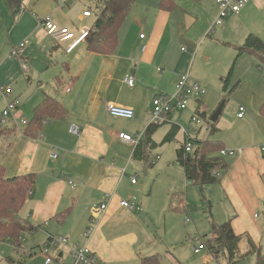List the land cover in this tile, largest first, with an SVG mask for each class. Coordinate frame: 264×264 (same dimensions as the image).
I'll list each match as a JSON object with an SVG mask.
<instances>
[{
    "label": "crops",
    "instance_id": "1",
    "mask_svg": "<svg viewBox=\"0 0 264 264\" xmlns=\"http://www.w3.org/2000/svg\"><path fill=\"white\" fill-rule=\"evenodd\" d=\"M159 1L136 0L118 31L115 51L101 55L88 51L84 42L66 52L70 42L55 41L41 22L50 17L78 36L93 29L104 0H19L15 11L7 0H0V89L12 91L5 97L0 90V96L6 102L20 98L18 109L30 115L46 96L67 111L63 119L46 121L37 138L23 134L25 127L19 119L16 125H8L15 134L0 136V166L6 177L35 175L33 189L18 214L35 230L23 235L20 248L11 241L0 243V264H44L43 248L57 237L66 242L51 248L54 264H72L73 251L84 246L98 264H141L142 257L156 254L155 241L139 216L143 208L148 209L146 198L137 199L143 188L138 185L137 171L144 163L134 158L136 146L122 142L119 134L144 141L153 97L174 91L184 74L203 88L222 86V91L225 77L237 73L241 63L248 64L245 73L251 80L264 78L254 56H237L234 49L250 34L264 41V0H248L238 14L227 16L220 25H214L219 11L215 0H173L169 11L161 10ZM87 11L89 16L84 15ZM14 49L18 50L16 58L11 57ZM20 61L28 65V71L21 70ZM128 73L135 79L132 87L124 82ZM254 95L248 117L245 109L237 117L238 106L235 123L241 127L233 130L232 137H219L217 124L215 132L208 125L203 131L201 123L193 122L192 113L187 123L193 127L186 128L199 131L193 138L220 142L234 152L223 156L229 168L215 188L229 208L224 219L230 221L233 233L249 237L260 248L264 241V117L258 111L264 103V90ZM108 104L132 110L133 118L110 115ZM187 110L169 115L164 122L168 130L161 140L155 139L160 125L156 128L152 146L145 150L147 165L156 164L161 159L157 151L180 134L174 148L179 164L184 141L180 119ZM193 110L202 122L206 113L199 112L203 110L201 100L194 102ZM174 128L173 140L164 142ZM179 166L185 178L184 168ZM186 191L188 194L189 189ZM122 200L134 208L121 207ZM102 204L106 209L86 236L91 211ZM67 209L70 211L63 216ZM242 244L239 255L246 249Z\"/></svg>",
    "mask_w": 264,
    "mask_h": 264
},
{
    "label": "rangeland",
    "instance_id": "2",
    "mask_svg": "<svg viewBox=\"0 0 264 264\" xmlns=\"http://www.w3.org/2000/svg\"><path fill=\"white\" fill-rule=\"evenodd\" d=\"M92 13L94 15L96 12ZM94 20L95 15L92 16L90 21L93 22ZM238 65L237 67L240 70L237 73L236 71L233 72L228 85L230 88L233 84L239 82V86L230 95L222 91V86L210 89L207 87L203 88L199 83L192 80L204 90V94L189 96L186 107L188 110L184 111L185 115L180 119L181 125L190 134V138H193L194 134L186 127L191 128L193 125H188L187 117L192 113V117L199 118L197 113L193 112L195 111L193 108L196 100L202 101L204 111H199L200 114L201 112L206 113V117L201 122L203 131L206 125L213 130L217 124L216 127L220 133L219 137L223 135L228 136V138L232 137L233 130L241 127L239 122L235 123L238 106L245 109L246 117H248L247 108L252 105L254 94L264 90V78H253L251 80V77L245 73L248 64L241 63ZM259 65L263 68L262 72H264V64L259 62ZM251 70L253 71L252 68ZM218 82L220 83L219 80ZM165 93L172 95L175 93V89ZM3 97L0 96V114L5 109H3L4 105L6 107V100ZM16 100L18 101V106L21 107L22 100L20 98ZM220 105H222V109L218 119L215 122H211L210 118ZM16 117L30 120L32 115L26 114L19 108ZM167 130V123L160 125L155 133V139L161 140ZM180 132H182L181 129ZM200 136L202 137L203 135ZM178 139H180V134L175 141ZM175 141L165 144L161 151H157L161 159L156 164L145 169L142 166V169L137 171L138 185L143 187L142 190H138L137 199L139 201L140 198H146L148 203V209L145 211L143 208L139 216L142 221H145L146 227L155 241L153 252L159 256V264H255L257 254L231 263L222 255L216 259L210 256L207 258V249L200 254L193 253L192 246H197L200 239L206 241L207 237L210 236V224L212 221L216 224H222L228 220V218H224L229 208L221 202V191L215 188L218 185L217 182L204 187L187 184L183 171L174 156V148H177L178 145H176ZM160 163L163 164L159 165ZM172 167H174V170L170 169ZM186 188L189 189L188 194ZM205 235L207 236L205 237ZM244 243L242 244L243 249H245L246 245ZM54 252L53 250L50 255L54 256ZM260 253L261 257L264 258V241L260 246Z\"/></svg>",
    "mask_w": 264,
    "mask_h": 264
},
{
    "label": "trees",
    "instance_id": "3",
    "mask_svg": "<svg viewBox=\"0 0 264 264\" xmlns=\"http://www.w3.org/2000/svg\"><path fill=\"white\" fill-rule=\"evenodd\" d=\"M10 7L15 11L19 5V0H7ZM136 0H104L93 25L89 30L84 43L87 50L101 55L112 54L118 45V31L126 18L128 12L135 5ZM173 7V0H160L159 8L169 11ZM237 56L248 53L254 56L260 63L264 64V41L255 35H248L242 45L234 46ZM231 72L224 79L223 91L228 95L232 94L239 83L233 84L230 88L228 83ZM67 114L65 107L56 99L50 96L44 99L34 108L32 118L23 130V134L30 138H37L42 130L43 124L48 120H60ZM258 114L264 117V103L259 108ZM159 125H150L144 132V141L138 143L134 150V158L142 161L144 167L147 165L145 150L151 143V136ZM13 128L0 126V136L15 134ZM215 132V129H213ZM176 134L172 129L164 138V142L173 140ZM193 146L186 160L182 158L181 149L178 154V162L184 168L185 179L190 184L203 187L208 184L218 183L221 177L228 170L229 165L219 152L224 149L220 142L209 140H190ZM140 142V140H139ZM151 145V144H150ZM152 146V145H151ZM218 173L219 176H216ZM35 183L34 174L18 175L11 178L6 177L4 168L0 166V243L11 241L17 249L21 247L22 237L30 233L35 228L28 221L21 219L18 214L26 202ZM70 211L62 214L63 216ZM209 235L211 239L204 241L208 253L213 258L225 256L231 263L238 262L244 257L257 254L255 264H264L261 257L260 248L256 247L253 241L247 236H236L233 233L230 221L210 224ZM207 235H205L206 237ZM245 242L246 249L239 255V244ZM141 264H159L158 254L141 258Z\"/></svg>",
    "mask_w": 264,
    "mask_h": 264
},
{
    "label": "built area",
    "instance_id": "4",
    "mask_svg": "<svg viewBox=\"0 0 264 264\" xmlns=\"http://www.w3.org/2000/svg\"><path fill=\"white\" fill-rule=\"evenodd\" d=\"M248 0H215L216 5L218 6V16L214 21V25H220L222 21L231 14H238L240 10L247 4ZM91 12L87 11L84 13L85 16H89ZM41 25L46 31V34L53 38L57 42H70L66 48V52H70L74 47L78 44L85 41V38L88 34V30H84L81 34L76 36L72 31H70L66 27H61L56 25L50 17H46L41 22ZM140 38H143V35H140ZM25 42L20 43L19 47H23ZM145 47H142L144 50ZM18 54V50L14 49L11 53V57L16 58ZM20 66L22 71H28V65L20 61ZM134 76L133 73H128L124 77V82L129 86L132 87L134 85ZM2 94L7 97L11 93V89L8 87H1ZM200 96L204 94V90L200 88V86L193 82L188 74L182 75L176 86H175V93L172 95L168 94H159L153 97L151 103V110L149 112V121L148 126L154 125H161L164 122L168 121L169 115L177 110H184L187 107V99L190 95ZM18 110V101L10 100L6 102L5 109L0 114V126L7 127L8 125H16L17 120H20V123L23 127L29 124V120L24 118H17L16 112ZM108 113L114 117H122L126 119L133 118V111L127 108L118 107L114 104L107 105ZM244 108L239 107V113L237 117H242ZM193 122L195 124H200V118L193 117ZM72 132H76L75 128H71ZM184 141H183V151H182V158L184 160L187 159L188 154L192 151L193 146L191 143V139L189 134L186 130H182ZM199 131L196 129L193 134L197 136ZM118 138L127 144L136 146L139 143L140 138H134L130 135L120 133ZM264 151V147L262 148ZM221 156L225 155H233L234 152L231 150L223 149L219 152ZM52 158H55L56 155L53 152L51 155ZM216 176H219L218 173H215ZM134 184L136 182L135 178L131 180ZM120 206L126 209H133L134 205L127 200L120 201ZM106 209V205L102 204L97 207H94L91 211V218H90V227L86 230L85 235L89 236L92 232V227L96 219H98L102 213H104ZM211 239V236H208L206 240ZM66 240L61 237L57 238H50L47 244L44 246L42 254L44 256V264H53V259L50 254L51 248H54L58 244H64ZM206 250V246L203 239H200V242L197 246H192V251L194 254H200L201 251ZM208 252V251H207ZM207 258L212 257L209 253H207ZM72 264H98L96 256L90 251L87 247H80L73 251V263Z\"/></svg>",
    "mask_w": 264,
    "mask_h": 264
},
{
    "label": "water",
    "instance_id": "5",
    "mask_svg": "<svg viewBox=\"0 0 264 264\" xmlns=\"http://www.w3.org/2000/svg\"><path fill=\"white\" fill-rule=\"evenodd\" d=\"M221 109H222V105H220V107L216 110V112L213 114V116L210 118V121L211 122H215L217 119H218V117H219V115H220V113H221Z\"/></svg>",
    "mask_w": 264,
    "mask_h": 264
}]
</instances>
